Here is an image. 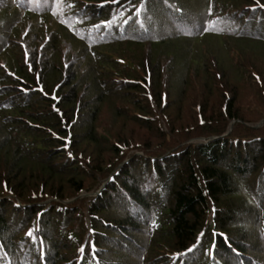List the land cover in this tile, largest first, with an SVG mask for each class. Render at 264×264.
<instances>
[{"label":"trees","instance_id":"trees-1","mask_svg":"<svg viewBox=\"0 0 264 264\" xmlns=\"http://www.w3.org/2000/svg\"><path fill=\"white\" fill-rule=\"evenodd\" d=\"M257 63L264 0H0V264H264Z\"/></svg>","mask_w":264,"mask_h":264},{"label":"rangeland","instance_id":"rangeland-1","mask_svg":"<svg viewBox=\"0 0 264 264\" xmlns=\"http://www.w3.org/2000/svg\"><path fill=\"white\" fill-rule=\"evenodd\" d=\"M157 52L158 51H154V50H151L150 51L149 48H148V46H145L144 47V51L142 52V54H143V61L145 59V62H146L147 58L152 57L153 54L154 53H157ZM238 54H240V53H238ZM240 57L242 59V56H240ZM160 60H161L160 61V66L162 64L165 65L164 67L166 68V70L168 71L169 76H170V73L174 69L172 65L169 66V64H168V62L170 63V59L169 58L162 57ZM207 65H208L207 68H210L211 70H213L212 64H207ZM254 66L256 68L254 67L255 69H253V71L256 72L258 75L261 76V78L263 79V83H264V64L263 63H257ZM178 70L179 69H177L176 72H178ZM248 71H250V69ZM230 91L232 93H235L237 90H235L234 88H232ZM238 91L240 93H242V95H243L240 98L241 101H240L239 108H238L239 111H240L239 112L240 116H242V119L244 121H251V120L255 119L256 116H258V115H256V116L253 115L254 113L251 112L252 108H250V107L252 105H253V107H256L258 105H259V107H262L261 104H260V100L258 98L259 93L255 89H252L250 86H247L245 83H242V88L240 90H238ZM169 97H170V104L168 106V113H169V115H172L173 113H177L176 110H175V108H174V105L175 104L173 103V101L171 102V100L175 97L174 96V93L172 91L169 92ZM215 101H216V99H213V101H210V109H209L210 116H205V118L209 119V117H210L211 119H216L217 112L219 110L217 111V108H216L218 102H215ZM186 102H187V104L185 105V107L183 109L184 112H181V113L179 112V114H178L179 117L181 118V121H179V122H181L182 127H184V126L185 127H187V126L194 127V125H196V123H197V119H196L197 117H196V114L195 113H197V111H198V105L200 103L198 101H194L192 98H190L189 101L187 99ZM214 105H215V107H213ZM154 111L156 112L157 122L160 123V126L162 127V131L163 132H166L167 131L166 122L164 121L163 118H161L160 114L156 111V109H154ZM180 115H182V116H180ZM107 120H109V116L106 115V114H105V116H103L102 118H100V120H99L100 121L99 133L105 127V125H107L106 124ZM259 123H258V125H259ZM233 124H235V122H232V124H230V126H233ZM263 125L264 124L260 125L258 128L262 127ZM126 129H127V131L130 130V132H131L132 135L137 136V133H138L137 132L138 131L137 130V127L132 126V125H126ZM229 130L231 131V128ZM119 134H121V133H119ZM127 134L128 133L124 132L123 134H121V136H123V137L126 136L128 138ZM139 154H141V153H139ZM99 191H100V189L97 190V191H94V190L85 191V192L81 193L80 195H78L77 197H75V198H68V200L62 201L61 203L64 204V205H69L70 203H74V202H77V201H79V203H80L81 200H83V199L88 200L90 198L96 197L98 195ZM50 201L51 200H48L47 203H49ZM259 210H258L259 213H261L263 215L264 214V203L263 204L261 203V205L259 206ZM81 212L83 213L84 220L86 222L87 227L89 228V220L87 218L86 208L85 207H81ZM147 232H149V228H144L142 230V232L140 233L142 236L140 238H138V240L140 241V244H143L144 246L148 244L146 237H143V235L145 233H147ZM262 232L264 233V231H262V230L259 229V234H257L259 236V239L264 238V235L262 234ZM88 236H89L90 242H92V236L93 235H92L91 232H89V233L87 232V234H85V236H84L83 247H85L86 243L88 242L87 241V237ZM141 248L143 249L144 247L142 246ZM104 253H105V255L108 258H110V256H109L110 253L109 252H105V250H104ZM111 257L112 258H110V259H112V260L114 259L115 262H118V259L117 258H114L113 256H111ZM153 262H157V261L156 260H153ZM135 263L136 262H134L133 264H135Z\"/></svg>","mask_w":264,"mask_h":264},{"label":"water","instance_id":"water-1","mask_svg":"<svg viewBox=\"0 0 264 264\" xmlns=\"http://www.w3.org/2000/svg\"><path fill=\"white\" fill-rule=\"evenodd\" d=\"M262 124H264V120H262L257 127H259ZM209 140H211V139H209Z\"/></svg>","mask_w":264,"mask_h":264},{"label":"snow or ice","instance_id":"snow-or-ice-1","mask_svg":"<svg viewBox=\"0 0 264 264\" xmlns=\"http://www.w3.org/2000/svg\"><path fill=\"white\" fill-rule=\"evenodd\" d=\"M137 11H139V10H137ZM29 235H31V233H29ZM189 251H191V249H189Z\"/></svg>","mask_w":264,"mask_h":264}]
</instances>
